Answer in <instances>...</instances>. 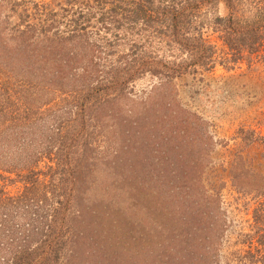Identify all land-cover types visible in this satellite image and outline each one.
<instances>
[{"label": "trees", "instance_id": "1", "mask_svg": "<svg viewBox=\"0 0 264 264\" xmlns=\"http://www.w3.org/2000/svg\"><path fill=\"white\" fill-rule=\"evenodd\" d=\"M23 1L31 3V12L22 0H0V180L23 183L15 195L0 187V264H88L93 244L104 238L101 232H107V227L125 228L124 220L94 218V212L85 219L87 211L77 206L83 205L84 196L73 150L79 141L83 148L88 144L89 115L100 106L108 105L112 111L111 106L142 74L165 81L210 69L212 46L192 25L198 15L219 3L226 15L215 16L213 30L236 57L257 53L264 48V0ZM11 14L17 18L12 26ZM92 21L96 32L104 35L93 33L94 41L86 32ZM61 23L63 30L58 27ZM120 41L124 42L121 51L114 49ZM49 93L72 97L74 117L58 128V134L53 125L49 132L40 126L53 112ZM158 108L153 124L159 125L160 132L154 134L152 147L162 158L175 153L170 166L180 168L165 177L176 181L169 186L172 201L159 198L149 209L158 220H153L148 233L156 232L160 248L152 257L129 252L126 260H120L125 254L105 252L106 263L136 264L143 259L140 264H222L224 220L217 200L197 186L204 143L189 121L199 119L180 108L174 111L168 100ZM134 113L128 109L120 122L110 113L112 127H123L121 135L132 134L138 123ZM71 121L75 126L69 125ZM155 139L164 147L156 148ZM130 147L121 149V172L130 164L125 157ZM43 158L50 163L46 172L37 167ZM252 189V196L263 200L252 211L248 231L238 234L236 245L247 250H237L231 262L223 264H264V187ZM194 192L200 193L191 197Z\"/></svg>", "mask_w": 264, "mask_h": 264}, {"label": "rangeland", "instance_id": "2", "mask_svg": "<svg viewBox=\"0 0 264 264\" xmlns=\"http://www.w3.org/2000/svg\"><path fill=\"white\" fill-rule=\"evenodd\" d=\"M34 1L48 3L50 0ZM22 2L29 12L33 10L31 3ZM216 15H226L223 3H219L216 9L203 11L192 25L200 30L205 42L212 46L210 69L181 74L165 81L152 74H142L129 84L124 98L111 106L112 111H109L108 105L100 106L87 118L88 144L83 148V142L79 141L73 150V159L80 173V195L84 196L83 205L77 206L87 211L85 219H91L88 212H94V218L105 219L109 216L117 223L124 220L125 226L122 230L107 227V232H101L105 239L98 236L88 264H107L105 252L125 254L126 257L120 260H126L129 252L135 256L144 253L152 257L154 251L160 248L156 232L148 233V228H153V220H158L157 215L149 214V209L159 198L172 201L169 186H175L176 181L165 177L180 170L176 165L170 166L175 153L162 158V153H157L152 147L155 143L154 134L160 132L159 125L153 124L156 109L160 110V103L167 100L174 111L180 108L199 119L189 121L198 128L204 143V159L197 170L200 171L197 186L202 187L206 196L217 200L220 217L224 220L223 241L219 251L222 264L231 262L237 250H247V247L236 245L238 234L248 231L252 211L263 200L254 198L250 190L253 186L264 187V48L253 54L243 52L236 57L220 34L212 28ZM16 21V15L11 14L10 25ZM90 26L86 32L94 41V34L98 33L95 22L92 21ZM58 27L61 30L65 28L63 23ZM98 34L104 36L102 32ZM118 44L114 49L123 50L124 42ZM68 95H46L53 100L51 105L54 104V108L51 114L40 121L43 131L49 132L48 129L53 125L54 129L57 127L54 133L58 134V128L60 131L65 122L74 117V110H71L69 103L72 97ZM128 109L134 110L138 123L132 134L121 135L123 127H112L111 122L113 117L120 122ZM148 110H153V113ZM69 125L75 126L72 121ZM114 128L116 131L113 133ZM129 145L131 147L125 157L130 160V164L124 166L121 172V149ZM156 145V148L164 147L159 139ZM118 148L120 150L116 155L115 150ZM63 153L60 151V157ZM47 165L50 163L43 158L37 167L41 172H46ZM40 179L48 181V177L45 179L41 176ZM15 181L7 183L0 180V187L7 194L15 195L23 187V183ZM238 186L246 188L243 189L245 191L239 190ZM198 193L194 192L191 197ZM200 200L205 201L202 198ZM214 205L215 202H212ZM112 211H119L120 214L111 215L114 213ZM111 222V225H115L113 220ZM133 235L137 236V241L131 240ZM124 246H127L126 251ZM108 258H112V255ZM141 260L135 261L136 264H140Z\"/></svg>", "mask_w": 264, "mask_h": 264}]
</instances>
